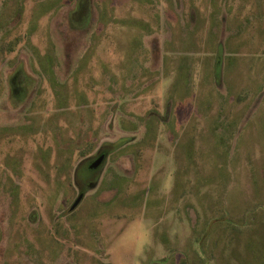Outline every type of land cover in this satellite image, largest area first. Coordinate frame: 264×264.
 <instances>
[{"label": "rangeland", "instance_id": "1", "mask_svg": "<svg viewBox=\"0 0 264 264\" xmlns=\"http://www.w3.org/2000/svg\"><path fill=\"white\" fill-rule=\"evenodd\" d=\"M0 264H264V0H0Z\"/></svg>", "mask_w": 264, "mask_h": 264}, {"label": "trees", "instance_id": "2", "mask_svg": "<svg viewBox=\"0 0 264 264\" xmlns=\"http://www.w3.org/2000/svg\"><path fill=\"white\" fill-rule=\"evenodd\" d=\"M90 3V2H89ZM88 9H87V11H86V13H87V15H88V13H90V4H88V7H87ZM71 12H73L72 10L70 11V13ZM71 14H73V13H71ZM86 15V16H87ZM71 21L72 20V17L71 16H69L68 15V21ZM70 21H69V23H70ZM71 24V23H70ZM85 28V27H84ZM153 50V53H155V55H156V53H157V55H156V57H157V62L159 63V61H160V59L158 58L159 56V53H158V50H155V49H152ZM156 57H154V58H156ZM157 63V64H158ZM221 68H222V65L220 66V71H221ZM220 71H219V73L218 74H220ZM127 143V141H124V140H122V141H119V142H117V143H114V144H107V145H105V146H103L102 147V149H100V151L97 153V154H99V153H106V155H107V158H108V156L109 155H111V153H113L114 151H116V150H119L120 148H122V146H124L125 144ZM89 150L90 149H88L87 151H84V152H82V156H86V154H88V152H89ZM96 154V155H97ZM96 156H94V157H92L91 159H93V158H95ZM68 162H70V160L68 161ZM81 164L82 163H80L78 166H77V168L75 169V173H74V177H75V181L77 182V185H79V178H81V174H80V172H79V167L81 166ZM84 179H86V177H84ZM74 181V182H75ZM86 186V185H85ZM88 186V185H87ZM87 188L88 187H86V189L85 188H83V189H85V190H87Z\"/></svg>", "mask_w": 264, "mask_h": 264}, {"label": "water", "instance_id": "3", "mask_svg": "<svg viewBox=\"0 0 264 264\" xmlns=\"http://www.w3.org/2000/svg\"><path fill=\"white\" fill-rule=\"evenodd\" d=\"M107 160L106 153H99L95 158L90 159V162L88 163L90 171L93 173H98L102 170L104 167V164ZM82 165V164H81ZM80 169V167H79ZM98 176V175H97ZM98 178V177H97ZM85 195L84 189L79 193L77 199L74 201V203L70 206L69 210H74L81 202Z\"/></svg>", "mask_w": 264, "mask_h": 264}, {"label": "flooded vegetation", "instance_id": "4", "mask_svg": "<svg viewBox=\"0 0 264 264\" xmlns=\"http://www.w3.org/2000/svg\"><path fill=\"white\" fill-rule=\"evenodd\" d=\"M97 155H98V154H97ZM97 155H96V156H97ZM86 177H87V176H86ZM95 180H96V181H94V182L92 181V183H90L91 181L88 182V184L86 183V184H85L86 186L81 184V185H80V188H79V193L82 191L83 188L86 189L87 185H88V186H89V185H90V186L95 185L98 179H95ZM90 186H89V187H90ZM85 189H84V191H85V193H86V190H85ZM79 193H78V195H79Z\"/></svg>", "mask_w": 264, "mask_h": 264}, {"label": "crops", "instance_id": "5", "mask_svg": "<svg viewBox=\"0 0 264 264\" xmlns=\"http://www.w3.org/2000/svg\"><path fill=\"white\" fill-rule=\"evenodd\" d=\"M183 128H184V126L182 125V128H181L182 131L184 130Z\"/></svg>", "mask_w": 264, "mask_h": 264}]
</instances>
